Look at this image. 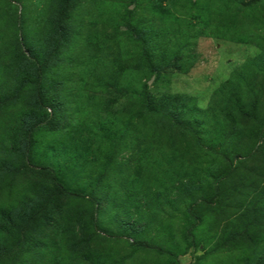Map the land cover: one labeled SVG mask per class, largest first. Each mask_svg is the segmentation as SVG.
Segmentation results:
<instances>
[{
    "label": "rangeland",
    "instance_id": "rangeland-1",
    "mask_svg": "<svg viewBox=\"0 0 264 264\" xmlns=\"http://www.w3.org/2000/svg\"><path fill=\"white\" fill-rule=\"evenodd\" d=\"M67 1L0 0V264H264V0Z\"/></svg>",
    "mask_w": 264,
    "mask_h": 264
},
{
    "label": "trees",
    "instance_id": "trees-1",
    "mask_svg": "<svg viewBox=\"0 0 264 264\" xmlns=\"http://www.w3.org/2000/svg\"><path fill=\"white\" fill-rule=\"evenodd\" d=\"M71 2H72L71 0H68L67 3H66V6L64 8V16H66L68 14V12H69V10H70V8L72 6ZM16 132H17L18 136L21 135V133L24 132V127L18 128V130Z\"/></svg>",
    "mask_w": 264,
    "mask_h": 264
}]
</instances>
